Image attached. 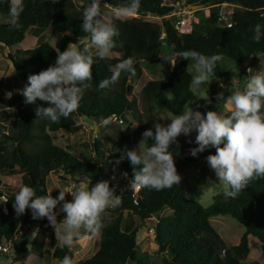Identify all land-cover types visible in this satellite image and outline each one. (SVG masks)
Instances as JSON below:
<instances>
[{
	"label": "trees",
	"instance_id": "obj_1",
	"mask_svg": "<svg viewBox=\"0 0 264 264\" xmlns=\"http://www.w3.org/2000/svg\"><path fill=\"white\" fill-rule=\"evenodd\" d=\"M67 1L69 8H82L90 3V0ZM103 1L112 6L126 2ZM185 1L187 4H204L211 0ZM221 2L234 5L226 20L228 26L217 23L219 13L216 8H212L206 18L192 23L187 32H178L168 20L162 21L163 31H159L151 23H134L131 17L113 20L110 11L108 22L116 23L120 29L119 37L115 38L116 46L112 49L117 55L100 59L93 54L92 87L85 90L79 108L67 119L61 118L59 123H50L36 115L37 107L49 106L45 102L37 100L34 104H26L19 91H12L11 97L6 98L4 107L0 109V118L10 119L11 128L2 133L0 138V175L20 174V183L12 188L0 179V198H4L5 208L0 216V243L18 236L11 254L13 261L24 260L30 252L38 257L48 255L58 260L70 254L66 246L57 245L53 232L47 228L46 230L40 221L35 226V229H39L35 237H28L26 233L20 232L21 222L31 216V211L27 210L24 215L17 217L12 206L15 194L22 185L34 187L37 195H45V178L50 173L61 172L62 175L75 179L78 184L94 185L99 182L103 172H114L115 176L120 177V188H123L132 179L133 168L127 160L115 165L114 161L120 156L117 149L127 146L131 150L132 141H136L138 136L142 138V133L153 127L140 123L125 144L115 146L113 155L107 159L104 158L106 150L97 146L95 134L91 141L94 157L90 161L81 160L54 144L50 132L60 129L68 132L76 130L80 125L78 117L92 121L97 126L102 118L115 114L121 123L116 125L114 132L117 136L120 135L132 118L125 92L127 85L138 89L142 107L152 105L172 115L182 113L184 105L191 104L195 96L190 89V61L176 56L179 51L191 49L206 56L220 54L235 66L244 65L255 53L264 54V35L259 43L252 39V29L256 24L262 26L264 33V0ZM23 3L24 11L20 16L22 27L14 30L9 23L8 0H0L2 48L20 42L29 27L46 29L62 6L61 0H23ZM171 11L172 6L164 3V0H141L137 15L163 18ZM248 11H256L258 14L248 17ZM82 22V19H67L58 21L54 28L61 33L68 32L72 42L86 38L89 43L88 34L81 30ZM162 45L170 46L174 54L171 68L164 76L150 79L146 77L139 62L155 58ZM5 57L10 61L14 75L28 81L30 74H38L54 64L56 50L50 43L41 41L31 48H17L13 52H7ZM129 57L134 59L135 76L122 74L117 84L110 89L100 90L98 84L111 75L110 67ZM219 62L214 74L222 69ZM152 143L150 139L149 145ZM210 154L214 155L215 151L209 152L207 156ZM123 172L128 173V179L122 177ZM110 187H114V184L110 183ZM224 193L215 195L211 203L203 206L186 198L180 185L160 191L148 188L127 191L118 207L113 208L109 215L105 212L104 226L99 231L96 250L78 264H152L149 254L135 252L137 228L121 230L123 212H132L139 221L138 225H144L148 218H155L153 240L156 251L165 254L166 264H259L255 260H243L249 250L247 235L254 236L260 245H264V178L250 181L248 187L234 199ZM117 195H120L119 189ZM164 210H169V213L163 215ZM216 214H228L243 226L237 243L227 245L211 226L208 218ZM62 219L63 214L58 213L57 220Z\"/></svg>",
	"mask_w": 264,
	"mask_h": 264
},
{
	"label": "clouds",
	"instance_id": "obj_2",
	"mask_svg": "<svg viewBox=\"0 0 264 264\" xmlns=\"http://www.w3.org/2000/svg\"><path fill=\"white\" fill-rule=\"evenodd\" d=\"M141 0H126L115 6L101 0H90L82 11L81 30L88 34V45L81 48L78 42L69 43L66 50L56 49L54 64L38 74H30L28 82L19 94L24 97L26 104H34L37 100L47 103L48 107H37L36 115L50 123H59L61 118L67 119L70 114L79 108L85 90L92 87V68L94 55L104 59L112 54L116 46L115 38L120 35V29L114 22H106L101 12L102 7H112L113 20L126 19L139 13ZM10 27L20 30V16L24 11L23 0H8ZM253 41L259 43L262 35V26L256 24L252 29ZM3 49V48H2ZM182 60L191 61L188 67L194 70L190 87L201 90L214 75L217 62L223 59L220 54L206 56L196 50H183L175 54ZM173 66H175L173 64ZM111 75L102 79L98 88L110 89L117 84L122 74L135 76L134 59L129 57L121 60L109 69ZM246 82L242 88H230L231 95L225 96L224 91L216 94V109L227 111L206 110L201 112L186 103L180 114H174L167 121L160 120L154 123L153 128L142 133V139L133 149L125 146L117 149L120 156L114 161L119 165L122 161L130 162L133 172L132 179L128 180L123 188L117 184L110 187L109 181H99L95 185L82 184L70 193L59 190L57 197L51 192L37 195V190L28 185H22L15 194L13 209L17 217L31 211L33 220L47 218L49 226L54 230L55 239L61 247H71L79 239H91L103 228V217L106 210L118 207L122 203L123 195L127 191H136L140 188L150 190L170 189L181 182L175 166L174 155L170 147L175 144L179 147L178 137H190L195 133V140L189 139L192 157L214 148L215 154L206 157L207 165L214 171L219 184L225 187V196L236 198L249 182L264 178V64L261 70L247 69ZM255 73V74H253ZM221 87H224L221 85ZM12 93H8L10 98ZM202 97L208 93L200 91ZM211 102V101H210ZM113 117L102 118L107 125ZM93 123V122H92ZM116 123V122H115ZM119 124V123H117ZM96 126V125H95ZM96 136L99 137V125L96 126ZM153 143L149 145V140ZM122 177L128 179V173ZM116 180V177H112ZM78 185V184H77ZM117 189L120 195H117ZM71 196L70 200L66 196ZM63 219L58 221V212ZM84 229V233L81 229ZM39 232L36 228L32 237ZM31 247V245H29ZM2 255V254H1ZM0 264L7 261L0 259ZM59 264H73L69 256H64Z\"/></svg>",
	"mask_w": 264,
	"mask_h": 264
},
{
	"label": "rangeland",
	"instance_id": "obj_3",
	"mask_svg": "<svg viewBox=\"0 0 264 264\" xmlns=\"http://www.w3.org/2000/svg\"><path fill=\"white\" fill-rule=\"evenodd\" d=\"M60 1V0H59ZM62 6L60 7V11L56 14V18L51 20L50 25L46 29H40L34 31V34L38 40L46 41L50 43L56 49H59L61 52L66 50L65 43L67 41L66 32H58L55 30V25L58 21L62 22L67 19H82V11L85 7H68L67 0H61ZM102 5L105 3L101 0ZM164 3L172 6V11L165 15L163 18L155 17V16H140L135 15L132 16V22L139 24L151 23L153 24L159 31H161V25L163 20L171 21V25H177L179 28L178 32H187L189 31L191 24L202 20L207 17L209 11L212 8H216L219 15L222 17L223 21H226L229 14L231 13L234 5L221 2V0H211L202 4L201 6L190 7L185 0H164ZM112 11L109 7H102L101 12L106 22L109 21V12ZM256 11H248V17H254L257 15ZM222 21V22H223ZM32 29L27 30L24 33V38L26 35L32 34ZM23 38V39H24ZM24 40H27L26 38ZM79 39L77 40V42ZM81 48L87 46L88 42L86 39L81 38ZM35 43V42H34ZM34 43L32 44L33 47ZM23 49L22 45L15 44L9 47H3L2 51L0 50V109L4 107V103L7 94L12 91L22 90L25 84L28 81L21 80L17 78L13 73V68L10 64V61L5 57L7 52H13L15 49ZM29 48V47H27ZM93 54L95 49L92 50ZM117 54L112 52V54L108 57L116 56ZM173 52L171 47L168 45H162L159 51V54L151 59L144 60L139 62L140 66L145 73L146 77L150 79H156L164 76L171 68ZM192 62H189V65ZM219 63L222 64V69L217 70V74H214L210 80L201 86V90H194L190 87L192 92L194 93V100L190 105L194 109L200 110L201 112H205L206 110H218V111H227L226 109H216V100L215 96L220 91L225 92V96L231 95V92L228 89L233 88H242V83L246 82L248 72V68H252L254 71L261 70V63L264 64V54L255 53L253 57L249 58L244 65L235 66L229 59L223 58ZM189 72L193 76L194 70L191 67H188ZM255 74V73H253ZM223 85L224 87H221ZM200 91L208 93V101H206L207 96L202 97L200 95ZM126 96L129 99L128 102V110L132 114V118L128 123L129 126L124 130L120 135H116L115 132H112V127L117 125L115 122H109L108 125L98 124L99 125V137L97 138L95 128V124L91 123L87 119L81 117L82 122H78L77 129L71 132L64 130H57L54 132H50V136L52 138V142L58 146L63 147L67 151L73 153L76 157L84 161H90L94 157V152L92 148V136L94 135L97 138V146L106 150L105 159L111 157L114 152V148L117 145H124L135 127H137L140 123H145L153 127L154 123L157 120H160L161 123H169L170 118H172V114L164 109L156 108L152 105L149 107H142L140 103L139 91L134 86L127 85L126 86ZM79 119V121H80ZM11 128V122L8 118H0V138L1 134L5 131H8ZM195 133H193L190 137H185L181 135L178 137L179 147L173 144L170 147V151H172L175 160V166L178 170V174L182 177L181 182L178 184L184 190V195L186 198L197 201L203 206L208 205L212 202L215 195L224 193L225 187L222 184H219V180L216 177L213 170L209 168L206 162L207 154L211 151H215L214 148H208L205 152L198 154V157H192L190 155V148L195 147L194 143L189 144L187 141L189 139L195 140ZM141 137H137V140L132 141V149L135 148ZM61 172L58 173H50L46 177V189L47 193L51 192L53 197H57L59 194V190H66L67 192H71L77 187L78 183L75 182V179H70L67 176L60 175ZM115 176L114 172L108 174L103 172L99 177V181H109V183H113L114 186L119 184L121 186L119 179L120 177H116V180H113L112 177ZM0 179L8 184L10 187L15 188L20 183V174H12V175H0ZM74 183V184H72ZM89 184V183H86ZM93 184H91L92 186ZM95 185V184H94ZM118 190V189H117ZM117 194V192H116ZM70 200L71 196H66ZM3 200L4 198H0V216L3 209ZM113 208L109 207L106 210L107 215L111 213ZM59 213V206L56 209ZM169 210H164L162 212L163 215L168 214ZM40 221L43 227L46 229H50L54 236V230L49 226V222L47 218L33 220L32 216H28L21 222V233H26L29 236H32V233L35 229L36 224ZM211 226L216 230L218 235L226 242L228 245L235 244L238 240V237L243 231V226L239 224L235 219H233L228 214H216L212 215L208 218ZM138 219L133 215L132 212H123L122 219L120 223L121 230L133 229L136 227V246L135 252L140 254L142 252H146L150 255V263L152 264H166L165 259L166 256L163 253H159L156 251V244L153 240V226L155 223V218L151 217L145 220L144 225H138ZM26 229V232H25ZM28 229V230H27ZM46 229V230H47ZM81 232L84 233V229H81ZM99 234V233H98ZM98 234L91 239H79L74 241L71 247H67L70 250L69 257L72 258L73 264H78L80 261L91 255L97 248V239ZM18 236L14 237L15 242ZM253 239L249 241V252L245 256L243 261L255 260L259 264H264V246L257 247L258 242L255 237L252 236ZM255 240V241H254ZM13 248L11 247L9 252L3 254L5 256V261L7 264H59L58 259L52 258L48 255L43 257H38L36 254L30 252L25 260L22 261H13L11 259ZM1 258V254H0Z\"/></svg>",
	"mask_w": 264,
	"mask_h": 264
},
{
	"label": "crops",
	"instance_id": "obj_4",
	"mask_svg": "<svg viewBox=\"0 0 264 264\" xmlns=\"http://www.w3.org/2000/svg\"><path fill=\"white\" fill-rule=\"evenodd\" d=\"M108 8V7H107ZM110 9V8H109ZM112 10V9H111ZM112 12V11H111ZM51 20H53V19H51ZM50 23H51V21H50ZM50 23H49V25H50ZM30 29H32V34H29V35H26L25 36V38L27 39V40H24V39H22L20 42H18L17 44H19L20 43V45H22V48L23 49H25V48H27V47H29V48H31L30 46H32V44L34 43V45L35 44H37L39 41V39H40V37L39 38H37L35 35H33L34 34V31H37V30H39L40 31V29L39 28H36V27H29L27 30H30ZM27 30H26V32H27ZM67 34H66V38H67V41H66V43H65V49L67 48V45L69 44V43H75V42H72V40H71V36H70V34L68 33V32H66ZM83 39H86V38H83ZM88 44V43H87ZM55 48V47H54ZM81 117H78V122H82L81 121V119H80ZM79 119H80V121H79ZM91 123H92V121H90ZM108 125V124H107ZM129 126V125H128ZM127 126V127H128ZM116 125H114L113 127H112V132L114 133V130L116 129ZM126 127V128H127ZM152 127V126H151ZM61 130H63V129H61ZM131 148H132V146H131ZM48 176V175H47ZM46 176V177H47ZM119 182H120V179H119ZM45 184H46V178H45ZM121 184V183H120ZM80 184H78V186H79ZM90 185V184H89ZM91 186V185H90ZM5 212V208H4V206H3V209H2V213H1V215L3 214ZM254 237V236H253ZM251 239H253L252 238V235H247V243L249 244V241H251ZM257 240V239H256ZM224 241V240H223ZM238 241V240H237ZM255 241V240H254ZM225 242V241H224ZM258 242V241H257ZM226 243V242H225ZM237 243V242H236ZM57 245H59V243L57 242ZM228 245V244H227ZM60 246V245H59ZM263 247L262 245H260L259 244V242H258V245H257V247ZM248 248H249V246H248ZM69 249V248H68ZM248 252H249V250H248ZM27 258V257H26ZM25 258V259H26ZM0 259H2V258H0ZM24 259V260H25ZM2 260H5V259H2ZM251 261V260H250Z\"/></svg>",
	"mask_w": 264,
	"mask_h": 264
},
{
	"label": "built area",
	"instance_id": "obj_5",
	"mask_svg": "<svg viewBox=\"0 0 264 264\" xmlns=\"http://www.w3.org/2000/svg\"><path fill=\"white\" fill-rule=\"evenodd\" d=\"M222 21H223L222 20V17L218 14V16H217V23L219 25H226V26L229 25V23H227V21H223V22ZM177 25H179V24H176V26L173 25V27H174L175 30L179 31V28H178ZM110 116L113 117V118L109 122L121 123V120L115 114H110V115L104 117V119H107ZM99 124H103L102 123V120L100 121ZM72 184H74V183H72ZM20 232H21V230H20ZM15 243L16 242H15L14 237L10 238L8 241L1 242L0 243V254H6V253H8L11 247L14 248ZM221 253H223V251H221Z\"/></svg>",
	"mask_w": 264,
	"mask_h": 264
},
{
	"label": "water",
	"instance_id": "obj_6",
	"mask_svg": "<svg viewBox=\"0 0 264 264\" xmlns=\"http://www.w3.org/2000/svg\"><path fill=\"white\" fill-rule=\"evenodd\" d=\"M201 5H202V4H191V5H189V6H190V7H196V6H201ZM161 30L163 31L164 28L161 27ZM0 50L2 51V45H0ZM93 124H94V122H93ZM95 128H96V126H95ZM92 138H93V136H92ZM80 185H82V184H80ZM1 258H2V259H5L4 256H1Z\"/></svg>",
	"mask_w": 264,
	"mask_h": 264
}]
</instances>
